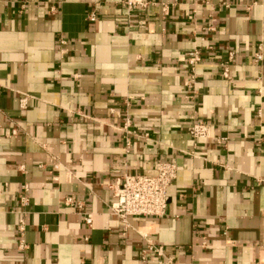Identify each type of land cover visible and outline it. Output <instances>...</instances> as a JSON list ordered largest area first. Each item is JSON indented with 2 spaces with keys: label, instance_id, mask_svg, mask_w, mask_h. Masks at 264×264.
Instances as JSON below:
<instances>
[{
  "label": "crops",
  "instance_id": "1",
  "mask_svg": "<svg viewBox=\"0 0 264 264\" xmlns=\"http://www.w3.org/2000/svg\"><path fill=\"white\" fill-rule=\"evenodd\" d=\"M135 1L0 0V264H155L141 235L172 264H264V0ZM158 162L166 213L124 231L112 188Z\"/></svg>",
  "mask_w": 264,
  "mask_h": 264
},
{
  "label": "built area",
  "instance_id": "2",
  "mask_svg": "<svg viewBox=\"0 0 264 264\" xmlns=\"http://www.w3.org/2000/svg\"><path fill=\"white\" fill-rule=\"evenodd\" d=\"M135 2V0H126V4L129 7L133 6ZM88 20L92 22L96 21V15L90 13ZM201 60L202 57L198 50L188 52L183 59L184 67L189 74V85H192L195 80V70ZM255 60L260 61L261 55L257 54ZM221 76L225 79L229 78V72L226 66L222 68ZM19 102L21 108L25 107L26 98L20 99ZM125 125L127 127L129 122L126 121ZM189 133L194 139L201 140L208 138L209 129L206 124L198 121L191 126ZM12 134H14L13 131ZM129 140H126L127 146L130 144ZM154 170L155 174L153 176L124 175L112 188L113 201L111 202L110 210L123 224L124 231L130 229L128 223L130 217L162 218L166 213L168 206L167 191L176 179L177 167L174 163L158 162L155 164ZM22 189L23 193L26 194L28 192L27 186H24ZM20 202L22 205L26 204V195L23 194L21 196ZM64 204L76 205L79 210L83 207L81 202L75 203L72 198L65 199ZM83 221L88 227L92 226L90 214L83 213ZM25 227V220L21 218L18 222V232L22 234L25 231ZM141 237L145 242V247L140 253L142 261L146 260L148 254H153L158 258L155 264L173 263L171 258L165 256L162 246L148 241L145 235H141ZM19 247L23 248L22 241H20Z\"/></svg>",
  "mask_w": 264,
  "mask_h": 264
}]
</instances>
